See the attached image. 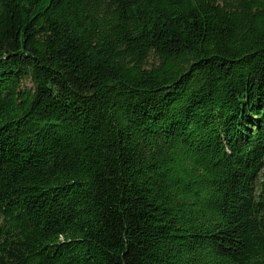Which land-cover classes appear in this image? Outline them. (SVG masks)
I'll return each instance as SVG.
<instances>
[{
  "label": "trees",
  "instance_id": "obj_1",
  "mask_svg": "<svg viewBox=\"0 0 264 264\" xmlns=\"http://www.w3.org/2000/svg\"><path fill=\"white\" fill-rule=\"evenodd\" d=\"M0 264H264V0H0Z\"/></svg>",
  "mask_w": 264,
  "mask_h": 264
}]
</instances>
